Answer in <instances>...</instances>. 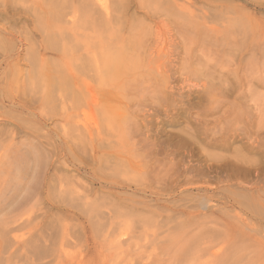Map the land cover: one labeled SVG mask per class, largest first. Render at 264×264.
Segmentation results:
<instances>
[{"label": "rangeland", "instance_id": "obj_1", "mask_svg": "<svg viewBox=\"0 0 264 264\" xmlns=\"http://www.w3.org/2000/svg\"><path fill=\"white\" fill-rule=\"evenodd\" d=\"M41 1H42V4H44V5L52 3L53 9H52L50 14L53 15L55 13V15L57 17L62 16V19H64L65 17L69 18V16L71 15V13H69V10L71 8V3L73 2V3H75L74 5H76L77 0H48V1L44 0L45 2H43V0H0V12H1V14H3V15L0 14V140L2 141V143L0 141V145H1L0 146V168L2 170V166H3V168L5 169V172L0 174V186H2V184H3L2 181H4V177L7 175L5 173L8 172V169H7L5 162H7L8 157L12 156V154H13V152L11 151L12 144L7 145L8 143H10L9 141H10V135H11L10 131L11 130H14L17 132L14 140L19 141L20 138L22 139V137H23V139H22V141H23L26 138V140H24L23 142H25V143L31 142L30 144H28V143H26V144L35 145L37 147V150H38V153L40 154V156L44 157L42 160L40 159V166L38 167V181H37L38 184L37 183L33 184V182H32L31 187L27 189L28 191H25V192H27V194L24 192L23 189L20 193H19V191L21 189H19L18 191H13L14 193L16 192L15 194H13V192H11V193H7L5 196L1 195L2 192L0 193V264H140V261H138V260L140 259V257L143 260L142 254H143V257H145V259H147L145 261L143 260L144 262H147L148 260H151L153 263H155V260H157V263L161 262V261H158V259L161 260L162 258H165V256H166L165 252H169V249L171 246V245L168 246L171 241H167V242L164 241V240H166V238L165 239L163 238L161 229L166 226L165 224L176 225L178 223V221H181V222L184 221L185 222L186 219L188 218V216H187L188 213H186V212L188 210H192L193 208H195V204L197 202L196 201L194 204V202L192 201L193 197H196V199H198V201H199L200 200L199 197H201V200H202L203 196H206V195L209 196L211 194L210 188L212 187V184H215V182H213L214 177H212V175L216 174V171H213V170L212 171L206 170V172H205L206 175L205 174H203V175L198 174L197 175V174H195L196 172L193 171V173H192L191 170L185 171V173H186L185 174V173H183L184 167H183L181 162H179L176 165V167H175V165H173V167H174L173 169L168 170V166L170 165L171 160H172V163L173 162L175 163L177 161V159H179V154L176 158H174V160L173 159L170 160V158L166 156L167 154H165V152L167 153L166 149H170V148L172 149V147L174 149V147H179L180 152H182V155L185 153L184 158L186 161L182 160L184 163L190 162L189 163L190 165L192 163H194L192 165L197 166L199 169H202V168L205 169L206 162L203 159V152H202L203 148L207 151L209 150L210 152H218V153L220 152L222 154H227V150L222 149V148H218V147L209 146L207 144V142L211 138H213V139L216 138L218 135H221V134L224 135L226 130H228L231 125L241 126L243 124L245 116H247V115L252 116L253 110H251L250 107L248 106V103H249L248 97L244 96L243 94L239 95L237 98L229 95L227 102L224 104V103H220V100L221 99L224 100L226 97L223 98L220 96V97H218V99H213V98H210L209 95H207L208 94L207 92H208L211 84H213L214 86L218 85L219 79L221 80L224 77V74H225V76H228L227 77L228 80L236 81L237 80L236 78H238V77L241 78V75H242V72H241L242 67L240 68V66H242L241 63L245 60L246 56H248V59L250 58L249 52H247L248 53L247 55L244 54V53H246V49H247L248 45L250 43L251 44L257 43V41H259L258 43H260L261 45H264V0H243V1L242 0H192L195 3L194 7L192 6V8H193V11L196 10V12H194L196 15H198V13L199 14L202 13V12L201 13L199 12L200 8L204 9L205 11L208 10L207 12L209 14V17L207 19H209V20H207V22L210 24L211 20H212V26L217 27V26L226 25V21L221 20L222 19L221 13H224V12L227 13V10L230 9L229 7H232V8L234 7V10L237 12L241 11L242 13H245V14L247 13L249 23H251V21H253V20H254L253 22H255V21L257 22V20H259L258 32L256 30H254V33H255L254 36L256 35L255 36L256 41L254 39L251 40L252 34L249 33L250 32L249 27H251V26L246 23L245 24L246 25V31L244 30V32H243L245 35L244 40L246 42H244V40H243L244 43H238L236 45L237 46L236 48H233L231 50L226 49V51H224L225 46L224 47H221L222 45L221 46H215V45L213 46V44H209V43H205V42L201 41V36L203 37V33L198 34L195 32H190V30H184L182 28H181V31H179L180 34L176 33L174 30L170 31V33L174 32L172 38L174 39L175 42L172 43L170 41L172 38L170 37V33L168 32V30L165 29L166 27L162 24L161 25L159 24L158 26L155 24V21L159 20L161 17H166L167 20H170V19L172 20V16H170L171 15L170 12L168 14H166L167 12H166L165 6L163 7L164 11H163V8H161L162 10L160 9V5L162 7L163 4L157 5V6H159L158 8L156 6H155L156 8L149 7V13H148V12H144V11H146L145 4L148 5L147 1L150 3H153V0H143V1L142 0H101L102 2H104L105 4L108 5L109 10H113L112 13L114 12V14L123 15L126 18L133 19L135 22H132V24L134 26L135 31H138L139 28L141 30L144 27L145 30L143 28L141 31L145 35L143 37V40L145 37L147 38V37L152 36L153 35L152 32H154V33L156 31L161 32V34H160L161 38L163 40H165V43L163 42V44H165L164 45V51H166V52L163 53L164 56H163V54H161L162 56L160 55L159 58L161 60L163 59L162 61H167L168 57H170V59L173 58L174 63L176 65L175 70L171 69L170 70L171 72L170 71L166 72L168 75L167 81L169 80L170 84H167V86H165L162 83V86H160V88H163L164 91L169 90V91L173 92L170 99H168L169 101L165 100V103H164L165 97L163 99L162 94L159 93V92H161L160 88H159L160 81H162V79H163V81H165L164 80L165 78L160 77V76L158 77V75H157L155 79L158 78L157 80L159 83H156L155 81L151 80L152 85L154 83V85H153L154 88L153 87L152 88L150 87L151 89L148 88L147 92L150 91L149 94L145 91L144 93H141L144 96L143 95H140V96L136 95L137 97L135 96L133 98V100H131L132 102L130 101L129 103H125V101L123 99H121V98L116 99L115 97H113L112 102H109L106 100L107 96H105V103H103V105L101 106V108H100L101 111L99 110V108L97 109L96 106H91L92 107L91 108L92 110H91L89 107H87L85 105V103L83 104L82 108H80L81 104L83 103V100L85 99V97H83L84 96L83 94L75 93V92H71V91H66V93H65L66 95L61 94L62 91H60L58 87H59V84L63 85V83H62V81H60L59 78H57V81H56V78L54 80L53 79L51 80V78H48V76L45 75V78L47 77L46 81H45V78L44 77L42 78L41 74L36 73V70H34L36 67H34L35 61L33 60V56L31 54L32 50H34V49L42 50L41 45L39 46L40 43H45L47 45L50 44V46L56 45V47H57V46H59L58 41H60V38L57 37V36H59L58 34L54 33V35H52L51 37L49 36V38H48V36H45L43 34V32L41 30H39L40 22H39V20H37V16L35 14H33V12L37 13L38 8L34 7L33 4H35V5L39 4V2H41ZM78 1H80V0H78ZM60 2H61V4H60ZM64 2H67V3H65V5H64ZM239 4H241L242 6ZM68 5H69V7H68ZM79 5H80V3H79ZM138 5H139V7H138ZM142 5H144L145 7L142 8ZM164 5H166V4H164ZM31 6H33L34 8H32ZM36 6L38 7V5H36ZM64 6L68 7V8L65 7L66 10L64 12L68 11L67 14L69 16L65 13L62 14L61 9ZM149 6H151V4H149ZM226 6H227V8H226ZM237 7H239V8H237ZM112 8H115V9H112ZM153 8L157 9V10L155 11V10H153ZM209 8H210V10H209ZM232 8L228 11V12H231V14H226V15H229V16L232 15L233 16V12L235 13V11ZM158 9H160L161 12H159ZM238 9H240V10L238 11ZM231 10H233V12ZM26 11H27V13H26ZM153 11H155V13ZM197 11H198V13H197ZM212 11L214 14L212 13ZM239 13H238V15H239ZM9 14H11L12 16H10ZM58 14H60V15H58ZM76 14L81 15V11L78 10ZM4 15L7 17L3 18ZM37 15H38V13H37ZM143 15H145V16H143ZM159 15H162V16H159ZM251 15H253V16L251 17ZM244 16L245 15L243 14V17ZM254 16H255V18H254ZM210 17L211 18L213 17V18L210 19ZM256 17L259 19H257ZM8 18H10V20ZM249 19L250 20L252 19V20L250 21ZM137 20H139V23H137ZM6 21L8 23L9 22L10 23L8 24ZM141 21H142V24H140ZM231 22L232 23H231L229 28L234 29L233 31H234L235 37L238 36L237 39H239V36H240V38H242L241 37L242 29L239 27V23L235 22V21H231ZM134 23L135 24L137 23L139 25H137V24L135 25ZM37 24H38V26H37ZM145 24H146L147 28L145 27ZM148 24H150V26L153 25V27H154L153 30H155V31L152 30V32H150L151 28ZM252 24H254V23H252ZM8 25L10 26L9 29L7 28ZM11 25H13V28L11 27ZM141 26H142V28H141ZM10 29H13V30H10ZM147 29L149 31H147ZM8 30H10V31H8ZM83 30H84L83 33H86V30L85 29H83ZM79 31L81 32V30H79ZM10 33L13 35H11ZM22 34H25V35L23 36ZM189 34H191V35H189ZM258 35H260V36H258ZM176 36H179V38H177ZM52 38H54V39H52ZM56 38H58V39H56ZM45 40H47V41L50 40V41L46 42ZM53 41H57L58 43L57 42L54 43ZM51 42H53V43H51ZM8 43L12 44V46H14V50L12 52V54H14V56L7 58L4 55V53H5L6 45H8ZM168 43H169V46H168ZM174 43H176V44H174ZM243 44L245 47L242 46ZM174 45H176V46H174ZM217 45H219V44H217ZM170 46H172V47H170ZM210 46H213V47H210ZM238 46H240V47L242 46V47L240 48ZM176 47H177V50H176ZM199 49H202V50H200V52H199ZM204 49H205V51H204ZM234 49H236L235 52L238 49L236 55H234L235 54ZM239 50L240 51L242 50V51L239 52ZM206 51H208V52H206ZM17 52H19V53H17ZM33 52H35V50ZM168 52H169V55L166 54ZM227 52L228 53L231 52V53H229V55L231 57L228 55ZM46 54L47 55L51 54L50 55L51 58L54 56L53 52L52 53L47 52ZM19 55H21V56H19ZM180 55H182V56H180ZM188 55H189V59L186 58V56L188 57ZM200 55L203 57H201ZM206 55H207V57H206ZM237 55H239L240 57ZM216 56H218V57H216ZM16 57L18 60V65L21 68V70L23 71V75H20L21 73H19V72H15V71H17V68H15L13 66V62H16ZM182 57H183V59H182ZM209 58H211V59L208 60ZM228 58H229V60H228ZM164 59H166V60H164ZM197 60L199 62L201 61L203 63L202 64L200 62L202 64V66L200 68H199V65H197L199 63ZM224 60H226V62ZM26 61L28 62V64ZM178 61H179V64H177ZM227 61H230L231 63L227 62ZM236 61H238V62L241 61V62L238 63ZM32 62H33V64H32ZM204 62H206V63H204ZM222 62H223V64H222ZM234 62L236 64H234ZM227 63L230 65H228ZM207 64H208V66H207ZM30 65H32V66H30ZM233 65H235V66H233ZM232 67H234V68H232ZM185 68H187V69H185ZM159 69L162 70V68H159ZM179 69L181 71H179ZM222 69L224 70V72ZM28 70H31L30 74L32 76L29 74V76L25 77V79H24V76L28 75L24 72L28 71ZM228 70H229V73H228ZM32 71H34L35 73ZM178 71H179V73H178ZM232 71H234V72H232ZM172 72H174V73H172ZM213 73H215V74H213ZM239 73H240V75H239ZM182 74H183V76H182ZM201 75H202V77H201ZM40 76H41V78H39ZM27 78H29V79H27ZM169 78H171L172 80ZM11 79H13V80H11ZM26 79L28 80V82H27L28 84L25 81ZM210 79H212V80H210ZM30 81H33L32 82L34 84L33 86H36V87L32 88L31 85H29L31 83ZM38 81L39 82L42 81V82L39 83ZM50 83H53V85ZM20 84H21V86H20ZM201 84L203 86H201ZM22 85H24V86L22 87ZM189 85L192 87H190ZM208 85H209V87H208ZM174 87L177 88V90ZM173 88H174V90H172ZM54 89H56V90L54 91ZM154 89L157 90V93ZM39 90H41V91H39ZM57 90L59 91V93H57L58 92ZM189 90H191L192 94H194V95H190V97H189L190 99L188 100L187 97H184V94L188 93ZM196 91H197V93H196ZM21 93H23V94H21ZM69 93L72 95H69ZM54 94H55V96H54ZM180 94H182L183 98H182V96H180ZM58 95H59V97H58ZM158 95H159V97H158ZM196 95H199V96L197 97ZM65 96H66V99H64ZM71 96H72V98H71ZM47 97H48V102L46 100ZM73 97H75V100L73 99ZM108 97H109V95H108ZM144 97H147V98H144ZM179 97H180V99H179ZM67 98L68 99L71 98V99H69L70 101L67 100ZM171 98H173V99H171ZM78 99H79V102H78ZM118 99H119V101H118ZM152 99H153V101H152ZM161 99H162V101H161ZM65 100H67V101H65ZM121 100H123L124 103H121ZM232 100H233V103H230L229 101H232ZM16 101H23L26 104L30 103L29 106L31 108L30 107L28 109L27 108H21V107L19 108L18 106H16V103L12 104L13 102H16ZM171 101H172V105L170 104ZM176 101H177V103H176ZM208 101H209V104H208ZM62 102H64V104H62ZM70 102H71V104H70ZM181 102H182V105H181ZM192 102H196V103H192ZM73 103H74V105H73ZM115 103H116V105H115ZM134 103H136V104H134ZM75 104H76V106H75ZM133 104H134V106H133ZM195 104H196V106H195ZM13 105H15V106H13ZM127 105L129 107V109H128ZM66 106H70V107L69 108L67 107V109H66ZM84 106H85V108H84ZM177 106H178V108H177ZM187 106L189 108L191 106L192 110H191V108L189 109ZM179 107H180V109H179ZM105 108H107V109H105ZM72 111H74V113H76L78 111L77 112V114H78L77 119L78 120L81 119L79 121V123L84 122V123L91 124V122H92V124L95 125V122L97 121L96 126L100 130V133L102 135H108V133L111 135V136L108 135V137L110 136L109 137L110 140H108V143L107 144L103 143V145H100L99 147H97L93 152V149H92L89 142H87L86 140L81 142L80 140H82V139H80V140L78 138L76 139L75 134L73 137H71L73 135V133H75V131L74 130H73V132L71 131V125L72 124L69 122L70 120H68L66 118L67 117L66 113L67 112L71 113ZM131 111H132V114H131ZM184 111H185V113H184ZM187 111H188V114H187ZM128 112L131 115V119L136 118L138 120V125H139V129L136 127V130H135L136 133H135V135H133V138H131L130 134L127 133V131H126V127L128 128V126H130L129 122L126 119L127 117L130 116ZM175 112H176V114H175ZM104 113L106 114L107 117L105 116ZM18 114H20V115H18ZM86 114H87V116H86ZM143 114H144V116H143ZM13 115H14V117H13ZM20 116H22V117H20ZM60 116H62L63 118ZM136 116H138V117H136ZM215 116H216V118H215ZM92 117H95V119L93 118L95 120V121L93 120L94 122L91 121ZM197 117H198V119H197ZM102 118H103V120H102ZM149 118H150V120H148ZM247 118H249V117H247ZM125 119H126V121H125ZM216 119H218V120H216ZM253 119L255 120L254 116H252V118H250V120H253ZM99 120H101V121H99ZM114 120H115V122H114ZM214 120H215V123H214ZM205 123H207V124H205ZM212 123H214V124H212ZM37 124H38V126H37ZM110 124L112 125V127L114 129L108 128V126L111 127ZM145 124H148L147 130H146ZM15 125H16V127H15ZM35 126H37L38 129ZM64 126H65V128H64ZM186 127H188V129H192V128H199L200 129V131L202 133V134H200V136L202 135L201 136L202 138L200 139L198 137V139L201 140V141L199 140V142H200L199 146L201 145L200 147L201 148L203 147L202 150L200 149L201 151H199L198 149L196 150V148H195L196 152L192 153V150L190 148L191 145L185 143L186 140L183 139V137H185L183 135V132H184V130H187ZM32 128H34L35 130ZM117 128H119V129H117ZM122 128H124V130H125L124 132L121 130ZM108 130H109V132H108ZM142 130L144 132H142ZM215 130H216L217 134L215 133ZM110 131L113 134L110 133ZM176 132H177V135H176ZM213 134H215V135H213ZM117 135H119V136H117ZM207 135H209V136H207ZM20 136H22V137H20ZM120 136H122V137H120ZM146 136H148V137H146ZM28 137H30V138L27 139ZM115 137H117V138H115ZM140 138H141V140H140ZM142 138H143V140H142ZM133 139H135L137 141V143L134 146L140 147V148H142L141 146L149 144V142H152V141H154L157 145H160V147L157 146L156 149H158V150H157L155 155H151V153H150L147 156V159L146 158L144 159V162H143L144 166H143V168L141 167L143 169V171L138 170V169H135V170L127 169V166L124 164V161H122L120 159V157L117 158V155L114 154V150H118V149L122 148L123 150L118 151V155L119 156L127 155L126 150L128 147H130V145H128V144L131 143V146H133V144H132ZM203 139L205 140V142ZM6 140H7V142H5ZM34 141H35V143H34ZM94 141H98V139L95 138ZM125 143H126V145H125ZM237 143L239 144V142H237ZM181 145H183V146H181ZM114 146H115V148H113ZM140 148H138V149H140ZM3 151H5L7 153L4 154ZM188 152H190V153H188ZM9 153H10V155H9ZM1 154H2V158H1ZM190 155H192V157ZM3 156H5L6 158L4 159ZM198 156H200V157H198ZM150 157H152V158L156 157L155 158L156 160L154 159V162H153V159ZM45 159H47L48 162L49 161L52 162L51 165L49 167H47V169H45V167H46L45 166V163H46ZM150 161H151V163H150ZM156 161H158V162H156ZM149 164L151 167L150 169L148 167ZM155 164L158 166H155ZM153 167H154V169H153ZM179 167H181L183 169H180ZM176 168H179V169L176 170ZM76 169L78 170V172ZM1 170H0V172H1ZM145 170H150V172L149 173L145 172ZM174 172H176V173H174ZM207 172H209V173L207 174ZM227 172L228 171H224L223 175L224 174L227 175ZM150 174H152V175H150ZM65 175L66 176L68 175V178L70 176L69 180L71 179V177H73V178L68 182L63 177ZM76 175H77V177H76ZM185 175L186 176H188V175L194 176L195 175L194 178H198V177L199 178H198V180H195L193 182H190L189 184L184 185L183 181L185 180V177H184ZM92 176H94V177H92ZM157 176L159 179L157 178ZM203 176L205 179L204 181L202 180ZM41 177H42V179H40ZM92 178H93V180H92ZM113 178H115V179H113ZM224 178H226V177L222 176V180ZM63 179H64V181H63ZM165 179H167V180H165ZM76 180H77V182H76ZM79 180H82V181H79ZM238 181H239V184H247V183H245L244 178H239L237 180V182ZM159 182H161V183H159ZM165 182H167V183H165ZM178 182H179V184L183 183V185L179 186ZM83 183L85 186H83ZM110 183H112V184H110ZM125 183L127 186L125 185ZM206 183L208 185H206ZM88 184L90 186H87ZM222 184H223V182H222ZM107 185H109V186H107ZM112 185H113V187H112ZM64 186L66 188H63ZM77 186H79V187L77 188ZM170 186L172 188L173 193H171L172 191H169V194H168L169 196H168L167 192H168ZM71 187H73V189ZM130 187H131V189H130ZM135 187H136V189H135ZM138 187H140L141 189H139ZM34 188H35V190H34ZM75 188H77V190H80L81 192L85 188H88L89 189L88 194H89L90 199L91 200L97 199L96 200V202H97L96 206L97 207H95V209H94L93 207L95 205L93 206V204H92V206H93L92 207V206H89L90 205L89 203H85L86 201L81 198V196L79 195V193L77 191H75L76 190ZM205 188H206V190H205ZM132 189H133V191H132ZM134 189H135V191H134ZM130 190L132 192H135V193H131ZM159 190L160 191L164 190V193H162V194L160 193L161 195L157 194ZM166 190H167V192H166ZM144 191H146V192H144ZM139 193H141V195H139ZM147 193H148V195H147ZM33 194H34V197H33ZM97 194H99L100 196ZM130 194H133V195H130ZM155 196H157V197H155ZM129 198L132 199L131 200L132 202H133V200L134 201L135 200H138V201L139 200H145V201H147L148 205L146 207L142 208L141 207L142 205L137 206L136 201L133 202V204H136V207H135L136 209L135 210L132 209L133 212H132V210L130 211V209H129V211L131 212V214L129 215L131 217L130 218L131 220H129V222L123 221L125 219V217H123V216L122 217L120 216L121 218L116 217V219L113 217L112 219H109V220L105 218L106 213H107V211H106L107 208H110L114 205H118V206L124 205V207H125V205L128 204L130 201ZM152 198H154V199H152ZM179 198H180V200H179ZM170 199H172L174 202ZM176 199H177V201H176ZM181 199H183V200H181ZM213 201L214 202L210 201V204H215L216 207H218V203L221 204V206L223 205L222 202L215 201V200H213ZM111 203L112 204L116 203V204H113L110 206ZM174 205H179V207L177 206V208H176V206H174ZM107 206H109V207H107ZM126 206L131 207V205L130 206L126 205ZM165 207H166V209H165ZM137 208H138V210H137ZM126 209L128 210V208L121 209V212L120 213L117 212V214H124L125 215V213L128 212V211H126ZM139 209H141V210L139 211ZM174 210H175V212H174ZM177 210L178 211L183 210L184 213L182 211L177 213ZM236 210H238V209H236ZM138 211L140 212V214H143V213L145 214L144 216H146L145 217L146 220H145V218L140 217L139 213H138V215H135V213H137ZM95 213H97V215ZM204 215H206V217ZM212 215H213V212L209 211L208 213L206 212L205 214L197 215V217L195 216V218L199 219L201 221V223H203V221H205L203 219L206 218V220L208 221ZM149 216H151V218ZM169 216L171 218H167ZM198 216L200 218L203 217V219L202 218L200 219ZM207 216L210 218L208 219ZM178 217L180 220L178 219ZM122 218H123V220H122ZM149 218H150V221H149ZM118 220L121 221V223ZM116 222H118L119 225H121V224L122 225L119 226V228H118V226H117L118 223H116ZM108 223H110V225H108ZM210 224L212 225V223H208V225H210ZM63 225H64V227H63ZM107 225L109 228H107ZM142 226L144 228H146L145 232H147L146 235L144 237H142L143 239L141 237L136 236V235H138L139 231L142 232L141 231ZM62 227H63V229H62ZM113 228H114V231H113L114 234L112 232V234H113V236H112V234L110 235V233H111L110 231H112ZM122 228H123V231H122ZM124 228L126 229V231ZM190 228L191 227L189 226L188 229H190ZM18 229L20 230V232ZM164 229H167V228H164ZM12 231H14V232L12 233ZM61 231L68 232L67 237H63ZM108 232H110V233H108ZM135 232H136V234H135ZM105 233H107V234H105ZM104 234L106 235V237ZM108 234L110 235V238L108 237ZM153 235H154V237H153ZM158 235L164 240H160L159 239L160 237ZM61 236H62V238H61ZM131 236L132 237L134 236V238L135 237L140 238L139 243L137 244L138 246H139V244H141V246H139V250L134 249L133 246H132V249H129L128 247H126V244L131 242L130 241L132 238ZM157 237H159L158 238V240H160L159 243L157 242L158 240L155 239ZM59 240L63 241V246L65 248H67L65 250L70 251V252L68 251V254L66 256H65V254H63V256H61L62 255L61 252H60V256H57L59 245H60ZM137 241H138V239H137ZM67 242H68V244H67ZM162 244L164 245V247L166 246V249L161 248V247H163ZM150 247H153L155 252L158 254L156 255V253H154V250L152 252H150V249H151ZM136 251H137V253H136ZM139 251H142V252H139ZM79 254L81 257L79 256ZM54 255H56L57 257ZM138 255L140 256L139 258H137ZM148 255H150L149 257H151V258H149ZM152 258H153V260H152ZM56 260L59 262H57ZM143 261L141 263H143ZM157 263H155V264H157Z\"/></svg>", "mask_w": 264, "mask_h": 264}, {"label": "bare ground", "instance_id": "obj_2", "mask_svg": "<svg viewBox=\"0 0 264 264\" xmlns=\"http://www.w3.org/2000/svg\"><path fill=\"white\" fill-rule=\"evenodd\" d=\"M46 1H48V0H46ZM43 2H45V1L43 0ZM78 2L80 3V5ZM65 3H67V2H64V5H65ZM147 3H148V5L145 4L146 7L144 5H142V8L145 7V9H146V11H144V12L149 13V7H154V8L157 7L158 8L159 6H157V5L163 4L162 7L160 5V9L165 6L166 12H167L166 14H168L170 12V14H171L170 16H172V20L171 19L167 20L166 17H161L159 20L155 21V24L157 26L159 24L164 25L166 27L165 29L168 30L169 33H170V31L174 30L176 33L180 34L179 31H181V28L184 30H190V32H195L198 34L203 33V37L201 36V41H203L205 43L213 44V46L214 45L215 46H221L222 45L221 47L225 46L224 51H226V49L231 50L233 48H236L237 47L236 45L238 43L246 42L244 40L245 35L243 33L244 30L246 31V25H245L246 23L251 26V27H249V30H250L249 33L252 34L251 40H253V39L255 40L256 35L254 36V34H255L254 30H256L258 32L259 20H257V22L256 21L253 22L254 20L251 21L252 19L251 20L249 19L251 21V23H249L248 14L246 13L247 14L246 15L245 13H242L241 11H239L240 9H238V11L240 12L239 13V12L234 10V7L233 8L229 7L230 9L232 8L235 11V13H234L233 10H231L233 12V16L232 15L231 16L226 15V14H231V12H228L230 9L227 10V13L226 12L221 13V15H222L221 20L226 21V25L216 27V26H212V20L210 23L211 25L207 22V20H209V19H207L209 17V14L207 12L208 10L205 11L204 9L200 8L199 12L200 13L202 12L201 14H199L198 11H197L198 15H196L194 13V12H196V10L194 9L195 11H193L192 6L194 7L195 3L192 0H153V3H150L148 1H147ZM60 4H61V2H60ZM74 4L75 3H73V2L71 3V8L69 10V13H71L70 16L67 14L68 11L64 12L66 10V8L69 7V5H68V7H66V6L62 7V9H61L62 14L65 13L69 16V18L65 17L66 19L64 17H63L64 19H62V16L57 17L55 15V13L53 15L50 14L52 9H53L52 3L44 5V4H42V1H41V2H39V4H36V5H38V7L35 4H33L34 7L38 8V10H37L38 15L35 12H33V14H35L37 16V20H39V22H40L39 30H41L45 36H48V38H49V36L51 37L52 35H54V33L58 34L59 36H57L56 34L55 35L60 38V41H58L59 46H57V47L55 44H54L55 46H50V44L47 45L45 43H40L39 46L41 45L42 50L34 49L35 52H33L34 50H32V53L30 52L33 56V60L35 61L34 67H36V68L35 69L33 68V69L36 70V73L41 74L42 78L43 77L45 78V75L48 76V78H51V80L52 79L54 80L56 78V81H57V78H59L60 81H62L63 85L59 84V87L57 85L56 86L59 88L60 91H62L61 94H65L66 91H71V92L83 94L84 95L83 97H85V99L83 100V103L81 104L80 108H82L83 104L85 103V105L87 107H89L90 109L92 108L91 106H96L97 109L99 108V110L101 111L100 108L103 105V103H105V96H107L106 100L109 102H112L113 97H115L116 99L117 98L123 99L125 101V103H129L131 100H133V98L136 95H139V96L143 95L141 93H144L145 91L147 92L148 88H150V87L154 88V86H153L154 83L152 85L151 80L155 81L156 83H159L157 80L158 78L155 79L157 75H158V77L160 76V77L165 78L164 79L165 81H163V79H162V81H160L159 88H160V86H162V83L165 86H167V84H170V81L169 80L167 81L168 75L166 72L170 71L171 69L175 70L176 65L174 63L173 58L170 59V57H168L167 61H162L163 59L161 60L159 58L161 54L166 52V51H164V45L165 44H163V42L165 43V40H163L161 38V35H160L161 32H159V31H156L155 33L152 32V30L154 28L153 27L154 22L152 23L153 24L152 26H150V24H148L151 28L150 32H152L153 35L151 34L152 36L147 37V38L145 37L146 39L144 38V40H143V37L145 35L141 31L144 27L142 28V26H141V28H142L141 30L139 28L138 31H135L134 26L132 24V22H135L133 19L126 18L123 15L114 14V12L112 13L113 10H109L108 5L105 4L104 2H102L101 0H80V1L77 0L76 5H74ZM149 4H151V6H149ZM164 4H166V5H164ZM239 5H241V4H239ZM33 6H31V7L34 8ZM138 7H139V5H138ZM115 8H112V9H115ZM154 8H153V10L156 11L157 9H154ZM226 8H227V6H226ZM237 8H239V7H237ZM160 9H158L159 12H161V10H162V9L161 10ZM78 10L81 11V15L76 14ZM209 10H210V8H209ZM155 11H153V12L155 13ZM163 11H164V8H163ZM26 13H27V11H26ZM212 13H213V11H212ZM238 13H239V15H238ZM0 14H1V12H0ZM243 14L246 17L245 16L243 17ZM1 15H3V14H1ZM5 15L3 16V18L7 17ZM9 15L12 16L11 14H9ZM58 15H60V14H58ZM145 15H143V16H145ZM159 16H162V15H159ZM252 16L253 15H251V17ZM212 18L210 17V19H212ZM254 18H255V16H254ZM8 19L10 20V18H8ZM257 19H259V18H257ZM231 21H235V22L239 23V27L242 29V31H241V33H242L241 37L242 38H240V36H239V39H237L238 36L235 37L234 31H233L234 29L229 28L231 23H232ZM137 23H139V20H137ZM252 23H254V24H252ZM140 24H142V21L140 22ZM137 25H139V24H137ZM37 26H38V24H37ZM9 27L10 26L8 25L7 28L9 29ZM11 27L13 28V25H11ZM145 27H146V24H145ZM83 29L86 30V33H83V31H84ZM10 30H13V29H10ZM10 30H8V31H10ZM79 30H81V32ZM144 30H145V28H144ZM147 31H149V30L147 29ZM153 31H155V30H153ZM173 34H174V32L170 33L171 38H172ZM11 35H13V34H11ZM22 35L24 36L25 34H22ZM189 35H191V34H189ZM258 36H260V35H258ZM176 37L179 38V36H176ZM52 39H54V38H52ZM56 39H58V38H56ZM243 40H244V42H243ZM45 41L49 42L50 40H48V41L45 40ZM170 41L172 43L175 42L173 38ZM53 42L55 43L57 41H53ZM53 42H51V43H53ZM258 42L259 41H257V43H253V44L250 43L246 49V53H244L245 55H247L248 54L247 52H249L250 58L248 59V56H246L245 60L241 63L242 66L239 65L240 68L242 67L241 78L240 77L236 78L237 79L236 81L228 80V78H227L228 76H225V74H224V77L221 80L219 79L218 85L214 86L213 84H211L210 87L208 85L209 90L207 92L208 93L207 95H209L210 98L218 99V97H220V96L223 98L226 97L224 100H222V99L220 100V103L225 104L227 102L229 95L237 98L239 95L243 94L244 96L248 97V102H249L248 106L250 107L251 110H253L252 116H254L255 120L254 119L250 120V118H252V116L247 115V116H245V119H244L243 124L241 126L231 125L230 128L228 130H226L224 135H222V134L218 135L216 138H214V139L211 138L207 142V144L209 146L218 147V148H222V149L227 150V154H222L220 152L219 153L218 152H210L209 150L208 151L205 150L203 147H202L203 148V150H202V148L200 147L201 145L199 146V143H200L199 140L202 138L201 137L202 135L200 136V134H202L200 129L199 128L188 129V127H186L187 130H184V132H183V135L185 136V137H183V139L186 140V142H185L186 144L191 145L190 148L192 150V153L196 152L195 148H196V150L198 149L199 151L202 150L203 159L206 162L205 169L204 168H202L203 170L199 169L197 166L192 165V164H194L192 162H191L192 163L191 165L189 164L190 162L184 163L182 160H185V158H184L185 153L182 155V152H180L179 147H174V149H173V147H172V149L171 148L166 149L167 153L165 152V154H167L166 156L169 157L170 160L171 159L174 160V158H176L179 154V159H177V161L175 163L174 162L172 163V160H171V163L168 166V170L173 169L174 168L173 165H175V167H176V165L179 162H181L183 167H184L183 173H185V171L191 170L192 173L194 171V172H196L195 174H197V175L198 174L203 175V174H205L206 170H208V171L213 170V171H216V174L212 175V177H214L213 182H215V184H212L213 188L210 186L212 189L210 188L211 194L209 196H207V195L203 196L202 200H201V197H199V199H200L199 201H198V199H196V197L192 196L193 197L192 201L194 202V204L196 201L197 202L195 204V208H193L192 210L187 209L188 211L186 213H188L187 214L188 218L186 219V221L185 222L184 221L183 222L178 221V223L176 225L172 224L173 226L170 224L169 225L165 224L166 226L163 227L161 230H162V236L164 239L166 238V240L162 239L159 235L158 236L160 238L159 237L155 238L157 240L159 238L160 240H164L165 242L171 241L170 244L168 245V246L171 245L169 252H165V254H166L165 258L161 257L162 258V259L160 258L161 260L158 259V261H161V262L157 263V260H155V263H157V264H264V45H261ZM174 44H176V43H174ZM217 44H219V45H217ZM168 46H169V43H168ZM174 46H176V45H174ZM213 46H210V47H213ZM242 46H244V44ZM170 47H172V46H170ZM238 47H240V46H238ZM13 50H14V46H12V44L8 43V45H6L4 55L7 58L14 56V54H12ZM176 50H177V47H176ZM200 50H202V49H199V52H200ZM235 50L236 49H234V52H235ZM204 51H205V49H204ZM237 51H238V49H237ZM237 51L235 52L234 55H236ZM241 51L239 50V52H241ZM47 52H51V53L53 52L54 56L51 58V56H50L51 54L47 55L46 54ZM206 52H208V51H206ZM17 53H19V52H17ZM229 53H231V52H229ZM229 53H228V55H229ZM166 54L169 55V52ZM19 56H21V55H19ZM163 56H164V54H163ZM180 56H182V55H180ZM237 56H239V55H237ZM201 57H203V56H201ZM206 57H207V55H206ZM216 57H218V56H216ZM186 58L189 59V55H188V57L186 56ZM229 58H228V60H229ZM182 59H183V57H182ZM210 59L211 58H209L208 60H210ZM164 60H166V59H164ZM226 60H224V61L226 62ZM200 62L198 64L195 62L197 65H199V68L203 64L202 62H201L202 64ZM227 62H230V61H227ZM236 62H238V61H236ZM240 62H238V63H240ZM204 63H206V62H204ZM27 64H28V62H27ZM32 64H33V62H32ZM177 64H179V61ZM222 64H223V62H222ZM234 64H236V63L234 62ZM228 65H230V64H228ZM13 66L15 68H17V71H15V72H19V73H21L20 75H23V71L21 70V68L18 65L17 57H16V62H13ZM30 66H32V65H30ZM207 66H208V64H207ZM233 66H235V65H233ZM159 68H162V70H160ZM232 68H234V67H232ZM185 69H187V68H185ZM30 71L31 70L24 72V73L28 74L27 76H24V79H25V77L29 76V74L31 73ZM179 71H181V70L179 69ZM179 71H178V73H179ZM32 72H34V71H32ZM223 72H224V70H223ZM232 72H234V71H232ZM172 73H174V72H172ZM228 73H229V70H228ZM213 74H215V73H213ZM239 75H240V73H239ZM41 76L39 78H41ZM182 76H183V74H182ZM201 77H202V75H201ZM46 78H45V81H46ZM27 79H29V78H27ZM27 79L25 80L26 83L28 82ZM169 79H171V78H169ZM11 80H13V79H11ZM210 80H212V79H210ZM30 82L31 83L29 85H31L32 88L36 87V86H33L34 85L32 83L33 81H30ZM40 82H42V81H40ZM50 84L53 85V83H50ZM20 86H21V84H20ZM23 86L24 85H22V87ZM201 86H203V85L201 84ZM190 87H192V86H190ZM174 88L172 90H174ZM175 89L177 90V88H175ZM55 90L56 89H54V91ZM39 91H41V90H39ZM155 91L157 93V90H155ZM160 91L161 92H159V93L162 94L163 99L165 97L164 103H165V100L170 99V97L173 93L169 90L164 91L163 88H160ZM149 92H147V93L149 94ZM23 93H21V94H23ZM57 93H59V91ZM196 93H197V91H196ZM69 95H72V94L69 93ZM108 95H109V97H108ZM190 95H194V94H192L191 90H189L188 93L184 94V97H187V99L189 100ZM54 96H55V94H54ZM180 96H182V94H180ZM196 96L198 97L199 95H196ZM58 97H59V95H58ZM158 97H159V95H158ZM71 98H72V96H71ZM71 98H69V99H71ZM144 98H147V97H144ZM182 98H183V96H182ZM64 99H66V96ZM69 99L67 98V100H69ZM73 99L75 100V97H73ZM171 99H173V98H171ZM179 99H180V97H179ZM46 100L48 102V97ZM67 100H65V101H67ZM123 100H121V103H124ZM118 101H119V99H118ZM152 101H153V99H152ZM161 101H162V99H161ZM78 102H79V99H78ZM229 102L233 103V100L229 101ZM14 103H16V106H18L19 108L21 107V108H27L28 109L30 107L29 106L30 103L26 104L23 101H16V102H13L12 104H14ZM176 103H177V101H176ZM192 103H196V102H192ZM62 104H64V102H62ZM70 104H71V102H70ZM134 104H136V103H134ZM134 104H133V106H134ZM170 104L172 105V101L170 102ZM208 104H209V101H208ZM73 105H74V103H73ZM115 105H116V103H115ZM181 105H182V102H181ZM13 106H15V105H13ZM75 106H76V104H75ZM191 106H190V108H191ZM195 106H196V104H195ZM67 107L69 108L70 106H66V109H67ZM127 107H128V105H127ZM84 108H85V106H84ZM177 108H178V106H177ZM105 109H107V108H105ZM128 109H129V107H128ZM179 109H180V107H179ZM191 110H192V108H191ZM77 112L74 113V111H72L71 113H68V112L66 113V116H67L66 118L68 120H70L69 122L72 124L71 125V131L72 132H73V130L75 131V133H73V135L71 137H73L75 134L76 139L77 138L79 140L82 139V140H80L81 142L84 140L89 142L92 149H93V152L97 147H99L100 145H103V143L107 144L108 140H110L109 137L111 135L109 133H108V135H110L109 137H108V135H102L100 133V130L96 126L97 121L95 122V125H93L92 122H91L92 125L88 124V123H84V122L79 123V121L81 119L80 120L77 119V116H78ZM184 113H185V111H184ZM131 114H132V111H131ZM175 114H176V112H175ZM187 114H188V111H187ZM18 115H20V114H18ZM129 115H130V113H129ZM86 116H87V114H86ZM105 116H106V114H105ZM143 116H144V114H143ZM13 117H14V115H13ZM20 117H22V116H20ZM60 117H62V116H60ZM136 117H138V116H136ZM247 117H249V118H247ZM93 118L95 119V117H92L91 121L94 120ZM215 118H216V116H215ZM126 119L130 125V126H128V128L126 127V131H127V133L130 134V137L133 138V135H135V133H136V131H135L136 127L139 129L138 120L136 118H135L136 120L131 119V115L129 117H127ZM126 119H125V121H126ZM197 119H198V117H197ZM102 120H103V118H102ZM148 120H150V118ZM216 120H218V119H216ZM99 121H101V120H99ZM114 122H115V120H114ZM214 123H215V120H214ZM214 123H212V124H214ZM205 124H207V123H205ZM147 125L148 124H145L146 130H147ZM37 126H38V124H37ZM37 126H35V127L37 128ZM15 127H16V125H15ZM64 128H65V126H64ZM108 128H113V127L111 125V127L108 126ZM32 129H34V128H32ZM117 129H119V128H117ZM121 130L123 132L125 131L124 128H122ZM108 132H109V130H108ZM142 132H144V131L142 130ZM110 133H112V132L110 131ZM215 133L217 134L216 130H215ZM10 134H11L10 135V141H9L10 143H8L7 145L12 144L11 151L13 152V154H12V156L8 157L7 162H5L7 169H8V172L5 173L7 175L4 177V181H2L3 184L1 183L2 186H0L1 187L0 193L2 192L1 193L2 196H5L7 193H11L13 191H18L19 189H21L19 191V193L22 191V189L24 190V192L28 191L27 189L31 187L32 182H33V184L37 183V181H38V167L40 166V159L42 160L44 158V157L40 156V154L38 153L37 147L35 145H33V144L28 145L31 142H26L28 144L23 142L24 140H26V138L22 141L23 137L20 136V137H22V139L20 138V140L18 141V140H14L16 137V134H17L16 131L11 130ZM176 135H177V132H176ZM213 135H215V134H213ZM117 136H119V135H117ZM207 136H209V135H207ZM120 137H122V136H120ZM146 137H148V136H146ZM198 137L200 139H198ZM29 138L30 137H28L27 139H29ZM95 138L98 139V141H94ZM115 138H117V137H115ZM140 140H141V138H140ZM142 140H143V138H142ZM5 142H7V140ZM204 142H205V140H204ZM237 142H239V144ZM1 143H2V141H1ZM34 143H35V141H34ZM136 143H137V141L135 139H133V143H132L133 146H131V143L130 144L127 143L128 145H130V147H128L126 150L127 155H125V156H119L118 155V151L123 150L122 148H120L118 150H114V154L117 155V158L120 157V159L122 161H124V164L127 166V169H130V170L138 169V170L143 171L142 168L144 166V164H143L144 159L145 158L147 159V156L150 153H151V155H155L157 150H158L156 148H157V146L160 147V145H157L154 141H152V142H149V144L151 143L150 145L146 144V145L141 146L142 148H140V147L134 146ZM125 145H126V143H125ZM181 146H183V145H181ZM113 148H115V146ZM138 148H140V149H138ZM3 152H4V154L7 153L5 151H3ZM188 153H190V152H188ZM9 155H10V153H9ZM190 156L192 157V155H190ZM3 157H4V159L6 158L5 156H3ZM198 157H200V156H198ZM1 158H2V154H1ZM150 158H152V157H150ZM155 158H152L153 162H154ZM45 161H46L45 169H47V167H49L52 162H50V161L48 162L47 159H45ZM158 161H156V162H158ZM150 163H151V161H150ZM155 166H158V165L155 164ZM148 167H149V169L151 168L150 164L148 165ZM179 168L183 169L181 167H179ZM179 168H176V170H178ZM153 169H154V167H153ZM0 170H1V168H0ZM224 171H228L227 175H225V174L223 175ZM4 172H5V169L2 166V170H1L0 174L4 173ZM77 172H78V170H77ZM145 172L149 173L150 170H145ZM174 173H176V172H174ZM208 173L209 172H207V174ZM150 175H152V174H150ZM194 176H189V175L186 176L185 175L184 176L185 180L183 181L184 185L189 184L190 182H193L195 180H198L199 177L197 176L198 178H194ZM222 176H224L226 178H224L222 180ZM63 177L68 182L73 178V177H71V179L69 180L70 176L68 178V175L67 176L65 175ZM76 177H77V175H76ZM92 177H94V176H92ZM157 178H158V176H157ZM202 178H203L202 180L204 181L205 180L204 176ZM239 178H244V181L247 184H239V181L237 182V180ZM40 179H42V177ZM113 179H115V178H113ZM92 180H93V178H92ZM165 180H167V179H165ZM63 181H64V179H63ZM79 181H82V180H79ZM76 182H77V180H76ZM222 182H223V184H222ZM126 183H125V185H126ZM159 183H161V182H159ZM165 183H167V182H165ZM183 183L179 184V182H178V185L181 186V185H183ZM110 184H112V183H110ZM206 185H208V184L206 183ZM83 186H85L84 183H83ZM87 186H90V185L88 184ZM107 186H109V185H107ZM78 187L79 186H77V188ZM112 187H113V185H112ZM63 188H66V187L64 186ZM71 188L73 189V187H71ZM77 188H75L76 190L75 189L74 190L77 191L79 193V195L81 196V198L86 201L85 203H89L90 204L89 206H92V204H93V206L95 205L94 207L92 206L95 209V207H97L96 206V204H97L96 200L97 199H94V200L90 199L89 194H88L89 189L83 188L84 190H82V192H81L80 190H77ZM138 188L141 189L140 187H138ZM130 189H131V187H130ZM135 189H136V187H135ZM135 189H134V191H135ZM34 190H35V188H34ZM205 190H206V188H205ZM132 191H133V189H132ZM132 191H131V193H135ZM169 191H172L171 186L169 187L168 192L166 190L167 195L169 194ZM144 192H146V191H144ZM15 193L13 192V194H15ZM25 193L27 194V192H25ZM160 193L161 194L164 193V190L163 191L159 190L157 194H160ZM171 193H173V191ZM97 195H99V194H97ZM130 195H133V194H130ZM139 195H141V193H139ZM147 195H148V193H147ZM33 197H34V194H33ZM155 197H157V196H155ZM152 199H154V198H152ZM131 200L132 199H130V201L128 200L129 203L126 204L129 206L131 205V207H128L126 205H125V207H124V205H119V206L114 205L110 208H107V210H106L107 213H106L105 218L109 220V219H112L113 217L116 219V217L119 218L120 216L121 217L123 216V217H125V219L123 220V218H122V220L129 222V220H131L130 219L131 217L129 216L131 214L130 211L132 209L133 210L136 209L135 208L136 204H133V202L136 201L137 206L142 205L141 206L142 208L146 207L148 205L147 201H145V200H139V201L133 200V202ZM170 200H172V199H170ZM179 200H180V198H179ZM181 200H183V199H181ZM213 200L222 202L223 205L221 206V204L218 203V207H216L215 204H210V201L214 202ZM176 201H177V199H176ZM113 204H116V203H113ZM113 204L111 203L110 206ZM174 206H176V208H177V206L179 207V205H174ZM107 207H109V206H107ZM122 207L128 208V210L126 209V211H128L129 213L126 212L125 215L124 214H117V212H119V213L121 212V209H123ZM129 209H130V211H129ZM165 209H166V207H165ZM236 209H238V210H236ZM133 210H132V212H133ZM137 210H138V208H137ZM140 210L141 209H139V211ZM139 211L137 213H135L136 212L135 211L134 212L135 215H138V213H139L140 217L145 218L146 217V216H144L145 214L144 213L140 214ZM180 211H182L184 213L183 210H180ZM180 211L177 210V213H179ZM209 211H212L214 216L212 215L211 218L207 216L208 219L210 218L208 221L206 220V218L203 219V217H201L203 220H205V221H203V223H201V221L199 219L195 218V216L197 217V215L205 214L206 212L208 213ZM174 212H175V210H174ZM95 214L97 215V213H95ZM204 216L206 217V215H204ZM149 217L151 218V216H149ZM150 218H149V221H150ZM167 218H171V217L169 216ZM178 219H179V217H178ZM145 220H146V218H145ZM119 222L121 223V221H119ZM116 223H118V222H116ZM208 223H212V225L211 224L208 225ZM108 225H110V223H108ZM108 225H107V228H109ZM121 225H119V223H118V225H117L118 228ZM189 226L191 227L190 229H188ZM63 227H64V225H63ZM63 227H62V229H63ZM114 228L112 229V231H110L111 233L108 232V233H110V235L114 231ZM164 228H167V229H164ZM145 230H146V228H144L142 226V228H141L142 232H140V231H139V233L137 232L138 235H136V236L141 237V238L144 237L147 233V232H145ZM122 231H123V228H122ZM125 231H126V229H125ZM13 232L14 231H12V233ZM19 232H20V230H19ZM61 232H62L63 237H67L68 232H65V231H61ZM105 234H107V233H105ZM113 234H114V232H113ZM113 234H112V236H113ZM135 234H136V232H135ZM110 235L108 234L109 238H110ZM105 237H106V235H105ZM153 237H154V235H153ZM61 238H62V236H61ZM137 239H138V241H137ZM62 240L61 241L59 240L60 245H59L57 256H60V252L62 253L61 256H63V254H65V256H66L68 254V251H69V250H65L67 248H65L63 246L64 240L63 241ZM139 240H140V238H136V237L134 238V236H133L130 240L131 244L127 243L126 247H128L129 249H132V246H133L134 249L139 250V246H141V244H139V246L137 245L139 243ZM160 240H158L157 242L159 243ZM67 244H68V242H67ZM162 246L163 247H161V248L166 249V246L164 247L163 244H162ZM150 248H151L150 252H152L154 250V248L153 247H150ZM139 252H142V251H139ZM136 253H137V251H136ZM154 253H156L155 250H154ZM157 254L158 253H156V255ZM150 255H148V257ZM54 256H56V255H54ZM79 256H80V254H79ZM139 257L140 256L138 255L137 258H139ZM142 258L144 261L147 260V259H145V257H143V254H142ZM149 258H151V257H149ZM140 259H141V257H140ZM140 259L138 260V261H140V264H151V263L155 264L151 260L144 262L142 259L141 260L143 261V263H141L142 261ZM152 260H153V258H152ZM57 262H59V261H57Z\"/></svg>", "mask_w": 264, "mask_h": 264}]
</instances>
